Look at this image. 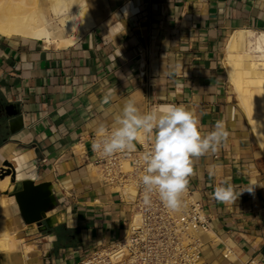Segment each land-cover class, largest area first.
<instances>
[{
    "label": "crops",
    "instance_id": "0c3cea01",
    "mask_svg": "<svg viewBox=\"0 0 264 264\" xmlns=\"http://www.w3.org/2000/svg\"><path fill=\"white\" fill-rule=\"evenodd\" d=\"M84 1L93 24L69 45L0 34V97L23 120L0 139V164L8 159L26 172L36 159V182L50 181L57 201L50 232L24 223L16 203L6 202L4 216L18 238L0 262L74 264L124 234L133 193L102 177L91 136L101 124L113 128L131 98L141 112L185 106L202 134L223 122L227 139L217 152L193 158L188 178L210 218L209 229L197 231L202 258L264 264V157L241 126L246 120L222 61L235 29L264 30V0ZM224 181L237 192L254 191L222 203L212 194Z\"/></svg>",
    "mask_w": 264,
    "mask_h": 264
},
{
    "label": "clouds",
    "instance_id": "9594fccd",
    "mask_svg": "<svg viewBox=\"0 0 264 264\" xmlns=\"http://www.w3.org/2000/svg\"><path fill=\"white\" fill-rule=\"evenodd\" d=\"M97 135L92 147L101 157L133 152L136 142L148 136L152 147L141 156L143 175L140 184L144 200L150 201L155 193L165 208L178 212L184 206L182 195L193 173V158L217 152L229 133L223 122L217 121L211 131L202 134L199 118L183 105L153 107L141 112L135 100L130 98L121 106L115 126L107 129L101 124ZM245 191L252 193L254 186L237 192L235 186L224 181L215 187L212 195L219 202L234 204Z\"/></svg>",
    "mask_w": 264,
    "mask_h": 264
},
{
    "label": "built area",
    "instance_id": "2783aa9c",
    "mask_svg": "<svg viewBox=\"0 0 264 264\" xmlns=\"http://www.w3.org/2000/svg\"><path fill=\"white\" fill-rule=\"evenodd\" d=\"M97 139V134L91 136L92 145ZM92 145V161L102 177L123 187L129 183L133 186L132 210L121 237L99 244L74 264H204L202 241L193 231H207L210 218L191 188L183 193L184 206L178 212L165 208L155 193L150 201L144 200L141 156L150 151L152 140L145 135L136 142L135 151L111 157H101Z\"/></svg>",
    "mask_w": 264,
    "mask_h": 264
},
{
    "label": "bare ground",
    "instance_id": "6f19581e",
    "mask_svg": "<svg viewBox=\"0 0 264 264\" xmlns=\"http://www.w3.org/2000/svg\"><path fill=\"white\" fill-rule=\"evenodd\" d=\"M45 3L51 5L55 24L45 15ZM88 11L84 0H0V34L47 42L53 39L58 46L69 45L93 24ZM253 31L239 28L230 33L223 47V64L237 105L256 141L257 152L264 157V30L255 36ZM16 169L19 177L27 174L23 167ZM18 171L22 175H18ZM3 178L0 188H5L6 202L14 203L9 192L15 183L10 182L9 175ZM197 231L193 233L198 235ZM0 240L5 249L14 246V240L8 237L4 226L0 227ZM0 250L2 256L8 257L7 250ZM3 258L0 257V261Z\"/></svg>",
    "mask_w": 264,
    "mask_h": 264
},
{
    "label": "water",
    "instance_id": "95a60500",
    "mask_svg": "<svg viewBox=\"0 0 264 264\" xmlns=\"http://www.w3.org/2000/svg\"><path fill=\"white\" fill-rule=\"evenodd\" d=\"M6 127L10 133H14L23 126V120L19 108L13 104L5 105ZM37 160L28 161L29 169L25 176H17V169L8 159H4L0 165V178L9 175V180L15 183V187L9 192L14 197L19 215L26 224H36L41 232H50L54 223L51 222L50 211L57 201L50 181L38 180L36 169Z\"/></svg>",
    "mask_w": 264,
    "mask_h": 264
},
{
    "label": "rangeland",
    "instance_id": "374dc122",
    "mask_svg": "<svg viewBox=\"0 0 264 264\" xmlns=\"http://www.w3.org/2000/svg\"><path fill=\"white\" fill-rule=\"evenodd\" d=\"M43 7H44V10H45V15H46V17H47V19H51V21H52V24H55V22L53 21V19H52V14H51V10H52V8H51V5L49 4H47V3H45L44 5H43ZM258 32H260V31H253L252 32V34H253V36H255ZM223 53H224V50H223ZM223 61V60H222ZM228 88V87H227ZM231 89H232V87H231ZM232 92H233V89H232ZM233 94H234V92H233ZM234 96H235V94H234ZM232 101H233V103H235V100H236V103H237V99H236V97H235V99H234V97L232 96ZM240 123H241V126H242V128H243V130L246 132V134L248 135V136H251L250 135V133H249V130H248V126L246 125V122L244 121V119L241 117L240 118ZM252 133V132H251ZM253 135V134H252ZM142 139V138H141ZM254 147H255V145H254ZM261 160H264L263 158H261ZM127 168V166L126 165H124V169H126ZM2 179H4V178H2ZM1 178H0V181L2 180ZM1 183V182H0ZM124 190H130V191H132V193H134V190H133V186L129 183V184H125L124 185ZM3 189H5L3 186L0 188V227L1 226H4L5 227V230H6V232H7V234H8V237H11V238H13V240H14V246L12 247V248H6L5 249V246H2L1 244L3 243L2 242V240H0V248H3V250H7L8 251V255L12 252V250L14 249V247H15V243H16V237L18 238V234L17 233H13V229L10 227V225H9V222H8V220L6 219V217L4 216V210H3V208H4V206L6 205V201H7V193H4V191H3ZM2 192L4 193V195H6L5 197L4 196H2L3 194H2ZM195 198V197H194ZM3 199H5V200H3ZM14 204H15V202H14ZM22 240H20L19 242H18V244L21 242ZM2 242V243H1ZM0 251H2V250H0ZM0 257L1 258H3L4 256H2L1 255V253H0ZM5 258V257H4ZM2 260V259H1ZM0 264H2L1 262H0Z\"/></svg>",
    "mask_w": 264,
    "mask_h": 264
},
{
    "label": "flooded vegetation",
    "instance_id": "af4514ba",
    "mask_svg": "<svg viewBox=\"0 0 264 264\" xmlns=\"http://www.w3.org/2000/svg\"><path fill=\"white\" fill-rule=\"evenodd\" d=\"M5 105V101L0 97V139H5L8 135L5 118Z\"/></svg>",
    "mask_w": 264,
    "mask_h": 264
}]
</instances>
